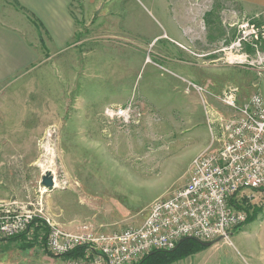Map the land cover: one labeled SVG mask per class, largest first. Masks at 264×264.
I'll return each instance as SVG.
<instances>
[{
    "label": "rangeland",
    "instance_id": "374dc122",
    "mask_svg": "<svg viewBox=\"0 0 264 264\" xmlns=\"http://www.w3.org/2000/svg\"><path fill=\"white\" fill-rule=\"evenodd\" d=\"M201 1L203 13L212 11L203 17L208 26H202L209 30L210 25L216 32L213 48L221 58L213 63L216 66H188L192 70L165 59L180 56L183 47L165 17L177 20L174 6L165 11L162 0H157L158 6L151 0H103L93 16L91 0L75 1L76 41L81 26L88 31L82 35L92 37L100 25L102 34H116L115 39L103 37L101 48L114 43L115 50L88 55L72 51L0 83L1 203L42 212L70 233L115 234L141 225L155 200L170 196L189 180L193 159L212 144L214 134L221 133L220 122L208 120L206 105L227 121L234 109L219 98L226 89L238 88V103L263 95L257 69L233 58L240 48L256 58L251 44L264 51V42L260 45L255 39L236 43L251 26L264 29V21L255 15L238 20L233 12L238 9L227 0ZM242 23L248 29L240 33ZM187 58L193 64L197 61L191 55ZM186 71L203 75L193 77ZM189 82L202 90L188 91ZM170 84L175 92L166 89ZM130 91L142 115L135 113L134 122L127 125H104V109L94 113L95 109L123 100ZM157 99L172 101V106L156 108L149 101ZM81 100L89 109L76 107ZM87 117L94 122L84 124ZM46 171L55 175L58 188L53 191L42 185ZM253 194L254 201L247 205L250 220L231 232L232 243L222 239L183 263L264 264V189ZM47 231L43 226L34 240L26 238L36 243L31 249L20 248L24 240L11 246L9 264H67V259L46 250Z\"/></svg>",
    "mask_w": 264,
    "mask_h": 264
},
{
    "label": "built area",
    "instance_id": "2783aa9c",
    "mask_svg": "<svg viewBox=\"0 0 264 264\" xmlns=\"http://www.w3.org/2000/svg\"><path fill=\"white\" fill-rule=\"evenodd\" d=\"M244 28L248 29V24L242 23L240 33ZM253 28L241 33L236 43L255 39L262 45L264 29ZM251 46L256 58L240 48L233 59L248 69H257L261 76L264 51L257 44ZM191 87L202 90L189 82L188 91ZM237 92L238 88H229L219 97L234 109L227 121L216 117L206 105L208 120L214 124L218 120L221 133L214 134L212 144L193 159L189 180L170 196L155 200L141 225L115 234H75L56 227L42 212L0 202V240L22 234L34 240L35 232L45 226V246L50 254L61 257L82 250L68 257L67 264H136L155 250L174 249L185 238L209 242L222 237L232 243L231 232L246 224L247 205L255 199L253 192L264 189V97L256 94L238 103ZM137 107L133 99L109 104L102 112V122L106 126L133 123L135 113L142 115ZM84 226L90 229L89 225Z\"/></svg>",
    "mask_w": 264,
    "mask_h": 264
},
{
    "label": "crops",
    "instance_id": "0c3cea01",
    "mask_svg": "<svg viewBox=\"0 0 264 264\" xmlns=\"http://www.w3.org/2000/svg\"><path fill=\"white\" fill-rule=\"evenodd\" d=\"M76 0H0V83L6 84L12 77L23 75L27 71L38 67L41 63L48 59L59 58L66 53L72 51L82 52L86 55L92 52L113 51L114 43H110L107 48H101L100 44L103 37L107 39H115L114 32H106L102 34L100 25H96V35L90 37L82 35V32H88L81 26L79 41H76L78 36V21L74 8ZM154 5L158 6L157 0H151ZM207 1V0H206ZM212 1V0H208ZM215 1V0H213ZM238 9L233 11L236 18L240 20L244 16L255 15L260 21H264V0H227ZM85 2V0H84ZM88 2V0H86ZM163 8L171 9L175 7L177 20L167 18L169 30L173 38L177 39L180 45H183L180 56L166 57L159 53V57H166L173 64L180 68H188L192 70L190 65L197 67L216 66L213 64L221 58L213 44L217 42L216 32L209 25V30H204L202 26L205 23L208 26V20H205L212 11L204 10L199 3L201 0H162ZM93 16L99 12L100 6L103 5V0H91ZM203 9V10H202ZM80 10V9H79ZM202 12V13H201ZM208 12V13H207ZM13 14V15H12ZM12 16V18L10 17ZM205 17V19L203 18ZM237 20V21H238ZM87 22H92L87 21ZM88 24V23H87ZM89 29V25H85ZM167 31V30H166ZM167 31V35H171ZM172 36V35H171ZM112 44V45H111ZM85 45L86 47H83ZM184 50V51H183ZM226 53V52H225ZM46 55V56H45ZM187 55L196 57V63H191ZM52 59V60H53ZM212 63V64H210ZM190 76L200 77L194 72L186 71ZM263 87L261 88L264 97V73L261 75ZM166 89L169 92L176 91L173 84L167 85ZM133 91L129 92V96L118 102H107L103 106L95 109L94 113L101 111L108 104H123L132 99ZM149 101V100H148ZM156 108L165 109L172 106V101L160 102L149 101ZM77 108L89 109L87 102L79 101ZM147 110H153L152 107H146ZM166 113H170L166 111ZM83 120V118H82ZM84 124H92L89 117L84 118ZM184 185V184H183ZM27 237L17 239L0 240V264H9L8 250L11 246L17 244L19 240H24ZM17 246V245H16ZM21 249L27 250L20 245ZM31 249V248H28ZM187 259V258H186ZM189 260V259H187ZM180 262V263H178ZM185 260H179L172 264H186ZM25 262H15L14 264H24ZM188 264H193L192 262Z\"/></svg>",
    "mask_w": 264,
    "mask_h": 264
},
{
    "label": "trees",
    "instance_id": "16d2710c",
    "mask_svg": "<svg viewBox=\"0 0 264 264\" xmlns=\"http://www.w3.org/2000/svg\"><path fill=\"white\" fill-rule=\"evenodd\" d=\"M249 218L247 219L246 223L249 222ZM241 228V227H239ZM24 235H18L11 237L9 239H17V238H22ZM34 242L28 241L25 239V243L22 245L25 248H29L34 246ZM178 247L174 250H164V249H159L151 252L149 255L144 257L140 262L136 264H171L175 261L187 258L191 255L197 254L200 252L205 246L201 244V241L195 238H185L182 239L178 244ZM82 252V250H77L72 253H69L64 257L67 259L70 256L78 255ZM54 256V255H53Z\"/></svg>",
    "mask_w": 264,
    "mask_h": 264
},
{
    "label": "water",
    "instance_id": "95a60500",
    "mask_svg": "<svg viewBox=\"0 0 264 264\" xmlns=\"http://www.w3.org/2000/svg\"><path fill=\"white\" fill-rule=\"evenodd\" d=\"M42 185L44 186V188L46 190H49V191H53L55 189L58 188V186L56 185V178H55V175L52 171H46L45 174L43 175L42 177ZM222 240V237H219L213 241H209V242H204V241H201V244L204 245V246H211L219 241ZM178 247V245L174 248L176 249ZM172 249V250H174Z\"/></svg>",
    "mask_w": 264,
    "mask_h": 264
},
{
    "label": "bare ground",
    "instance_id": "6f19581e",
    "mask_svg": "<svg viewBox=\"0 0 264 264\" xmlns=\"http://www.w3.org/2000/svg\"><path fill=\"white\" fill-rule=\"evenodd\" d=\"M259 24V23H258ZM56 185L58 186L57 182H56Z\"/></svg>",
    "mask_w": 264,
    "mask_h": 264
}]
</instances>
